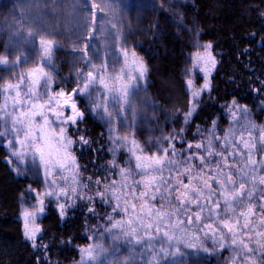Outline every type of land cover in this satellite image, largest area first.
Segmentation results:
<instances>
[{"label": "snow or ice", "instance_id": "1", "mask_svg": "<svg viewBox=\"0 0 264 264\" xmlns=\"http://www.w3.org/2000/svg\"><path fill=\"white\" fill-rule=\"evenodd\" d=\"M91 7L93 28L101 33L107 31L110 21L99 17L103 20L99 28L95 27V22L97 12L111 6L102 0L99 5L93 2ZM112 27L116 25L113 23ZM20 40L35 48L38 61L26 72L15 73L14 69L26 64L29 57L23 52L16 55L15 60H10L7 51L0 55V66L13 70V75L0 84V146L7 149L9 164L13 163V157L17 161L31 158L36 174L43 172L46 188L58 186L57 177L64 181V187L58 186V190L37 192L29 187L30 192H36V204L31 209L24 208L21 217L24 237L34 248L41 232L36 220L45 211V198L55 197L59 201L63 197L74 201L78 194L79 164L72 151L76 141L69 135V128L84 120L85 113L78 103V98H84L92 114L108 124V139L112 143L109 151L113 157L108 168L118 169L119 179L95 181L97 185L102 184L103 189L98 190L96 196L102 203L114 205L106 216L111 226L103 229L112 246L106 248L96 242L81 247L78 264H104L109 255L115 256L119 251L117 245L121 241L133 247L142 246L144 253L151 254L148 264H158L161 253L165 257L183 255L178 247L170 251L174 245L210 255L217 247H227L234 253L231 264H258V261L264 264L257 255H264V126L257 135V125L249 121L244 126L246 137L243 132L236 137L234 127L238 116H247V107L238 105L235 100L226 105L233 127L224 130L222 136L217 135L214 120L201 141L189 142L186 148L177 149L174 141L184 140L182 127L179 132L157 140L152 151L135 135H121L114 123L119 120L123 125L129 110L135 118L134 90L138 89L140 81L146 80L148 72L142 58L120 44L119 34L115 51L106 47V59L93 63L100 59L99 48L93 50L95 34L89 30L88 42L83 49H78L82 52L83 67L76 70V86L70 92L63 88L56 91L53 87V53L58 41L36 31H29ZM211 47V44L204 45L203 52L197 50L191 56L192 69L199 68L204 74V83L197 88L191 76L186 80L190 95L189 108L184 113L185 125L196 112L202 93L210 91L209 77L217 63ZM116 64L121 65L119 70ZM69 109L70 114H66ZM197 134H202L199 126ZM165 140L167 146H163ZM79 143L90 142L81 135ZM120 149L128 153L124 166L116 159ZM69 188L72 196H69ZM79 198L92 200L87 195ZM68 206L58 203L62 220ZM88 211L94 213L95 209L89 207ZM113 214L122 216L114 220ZM89 239L97 238L90 236ZM99 239L102 241L104 235ZM157 241L161 244L158 251ZM207 241L212 242L211 251L205 246ZM237 257L241 259L238 261ZM112 264H130V260L117 258Z\"/></svg>", "mask_w": 264, "mask_h": 264}, {"label": "rangeland", "instance_id": "2", "mask_svg": "<svg viewBox=\"0 0 264 264\" xmlns=\"http://www.w3.org/2000/svg\"><path fill=\"white\" fill-rule=\"evenodd\" d=\"M93 2L99 5L102 3V0H0V55L5 54L7 51L10 54V60H15L16 55L23 52L25 56L29 57V60L26 64H21L19 67L15 68L14 72H26L27 69L33 67L38 61V56L35 48L32 45L23 43V41L20 40V37H26L29 31H36L40 35L55 39L58 41V47L53 53V75L55 78V84L53 87L56 91L63 88L67 92H70L71 89L76 86V70L83 67L82 61L80 60L82 52L78 49H83L84 45L88 42V32L90 29H92L95 34L93 50L98 47L100 57L99 60H94L93 63H101L106 59V47L110 48L113 52L115 51L119 46L116 43L117 34L120 36V44L126 47L130 52L135 51L137 56L142 58L145 64V56L150 54V43L153 37L159 35L161 32H169L178 37L185 34L187 35L190 46L183 73L185 83L191 76L197 88L203 85L204 74L199 68L192 69L191 56L197 50L203 52V46L208 43H202L199 41L198 28L193 19H190L189 21L186 20V12L192 9L191 0H106L111 6L110 9L103 12L98 11V19L95 22V27L99 28L103 24V20L99 19V17L110 21L107 24V31L103 33L96 31L93 28L91 7ZM113 23L116 25L115 28L112 27ZM36 39L38 40L39 36H37ZM18 41L19 47H17ZM211 53L217 61V57L212 51V48ZM122 62L121 58V63ZM120 66V64L115 65L117 70H119ZM216 66L217 63L209 77L210 85L211 77L214 74ZM189 69H191V72H189ZM84 71H87V69L84 68ZM12 75L13 70L0 66V84L4 83ZM148 85L149 83L146 77V80L139 82L138 89L134 90L133 105L136 113L135 118L133 117L132 111L129 110V112L125 114L126 119L122 118L124 119L123 125L120 124L119 120L114 121V123L117 125L121 135H135V138L142 145L155 151V148H153L152 145L155 144L157 140L163 139V137L174 131H179L175 130V127L172 126V112L155 101ZM187 92L189 96L188 89ZM208 92L209 91L203 92L201 97ZM78 103L81 111L85 113V118L76 126L69 128V135L74 141H76V143L72 145V151L79 164L80 175L78 178L79 184L77 185L78 194L75 196L74 201H66L63 197H61L59 201H57L55 197H46L45 209L49 204H53L59 214L58 203H66L70 205L66 209L67 215L88 200H81L79 198L80 195L90 196L92 197V200H88L89 202L87 204L89 207L96 206L97 211L100 207H103V209L105 208V212L101 211L100 213V217H103L104 221L103 223L98 222L101 224L99 228L104 229L111 226L106 219V212L109 211V213H111L112 206L114 205L102 203L99 197L96 196L97 191L103 189L102 184L97 185L95 181L97 179H101L102 182L104 179L109 181L119 179L116 175L118 169L110 170L108 168V162L113 158L112 153L109 151V148L112 147V143L108 139V124L92 114L90 107L84 98H78ZM247 109V116H238V123L234 125L236 128V137H239L241 132H243L245 137L247 136V132L244 131V126L247 125L249 121L257 125V135L259 128L264 126V101H260L250 107L248 106ZM66 114H70V109ZM257 115L261 116L258 117ZM87 119L94 120L101 126L103 131L102 136L106 146H104V151L107 154L101 155L103 162L100 165V168L97 167L94 170H90L89 174L82 172V167L79 163L80 160L84 158V151H88L89 146H91L89 144L82 145L79 143V137L81 135L85 136L82 126ZM190 122L187 125H189ZM220 123L221 124L216 122L217 135L222 136L224 130L233 127L231 116L227 109L224 116L221 117ZM129 125H131V127H129ZM187 125L183 123V128L185 129L183 133L184 140L181 141L178 139L174 141L177 149L182 150L186 148L187 143L189 142L195 144L196 142L201 141L204 136L207 135V130L212 126L211 125L208 129H201L202 134H197V130L187 134L185 128ZM163 146H167L166 140L164 141ZM2 148L6 152V162L12 173L16 178L20 179L24 185V189L18 196V205L20 209L18 223L24 237V221L21 217V213L24 208L31 209L32 205L36 204V192H30L29 187L31 186V188L36 189L37 192L51 191L53 188L58 190V186L64 187V181L57 177L59 185H51V178H49L48 184L51 185V187L46 188L43 172L41 171L39 174H36V169L32 167L31 158H26L24 161H17L13 157L11 158L13 163L9 164V153L7 149L4 147ZM99 150L102 151V146L95 150V153L93 152V159H95V156L98 157L97 152H100ZM127 158L128 153L124 149H120L116 154L117 162L121 166H124V161ZM90 184L93 188L89 187ZM83 185H87V187H83ZM69 196H72L70 188ZM44 214L45 211L40 214L36 220V223L39 226ZM121 216L122 214H113V219H120ZM105 235L106 236L102 241L98 240L96 242H101L106 248H110L112 246V241L107 237V234ZM40 236L41 232L37 236L36 244ZM25 241L33 247L31 241L26 239ZM160 246L161 244L159 241L155 242V248L157 251ZM205 246L211 251L212 242L207 241ZM117 247L119 248V251L116 255H109L108 259L104 261V264H112L117 258L121 261L129 259L130 264H148V261L151 259V254L144 253L142 246L140 245L133 247V245L121 241ZM177 247L183 255L165 257L161 253L158 264H231V257L234 255L232 249L227 247L224 249L217 247L215 252L211 255L203 251H197L196 249L186 248L184 245H174L170 251H176ZM37 248L38 247H35L34 249ZM240 259V257H237L238 261ZM79 260L80 255L75 262L70 264H78ZM153 264H157V262H153Z\"/></svg>", "mask_w": 264, "mask_h": 264}, {"label": "trees", "instance_id": "3", "mask_svg": "<svg viewBox=\"0 0 264 264\" xmlns=\"http://www.w3.org/2000/svg\"><path fill=\"white\" fill-rule=\"evenodd\" d=\"M191 2L186 20L196 23L200 42L211 44L217 66L210 91L201 97L190 124L185 126L187 134L197 126L208 129L214 120L221 124L226 105L233 100L247 107L264 101V0ZM189 51L187 35L161 32L153 37L150 54L145 56L149 90L159 105L172 112V126L177 131L183 127L184 113L189 108L183 75ZM82 127L91 146L79 163L82 172L89 174L100 168L101 155L107 154L101 126L87 119ZM101 146L103 153L99 150L93 159L94 151ZM89 187L93 188L91 184ZM23 189V182L12 173L6 152L0 147V264H70L79 258L81 247L100 240L102 234L106 236L98 223L104 221L100 213L105 208L97 211L96 206H90L95 209L90 213L87 200L62 220L54 205L49 204L40 223L38 248L34 249L25 241L18 223V196ZM90 236L97 239L90 240Z\"/></svg>", "mask_w": 264, "mask_h": 264}, {"label": "flooded vegetation", "instance_id": "4", "mask_svg": "<svg viewBox=\"0 0 264 264\" xmlns=\"http://www.w3.org/2000/svg\"><path fill=\"white\" fill-rule=\"evenodd\" d=\"M257 158L259 159V154L257 155ZM259 256V260H264V255H259V253L257 254ZM259 264V261H258Z\"/></svg>", "mask_w": 264, "mask_h": 264}]
</instances>
